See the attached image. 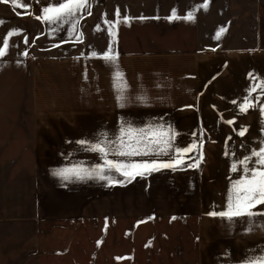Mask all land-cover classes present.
I'll return each instance as SVG.
<instances>
[{"label":"crops","instance_id":"obj_1","mask_svg":"<svg viewBox=\"0 0 264 264\" xmlns=\"http://www.w3.org/2000/svg\"><path fill=\"white\" fill-rule=\"evenodd\" d=\"M157 2L152 3L149 14L120 15L114 36L109 35L105 21L115 22L117 17L90 25L94 26L89 28L90 35H101L113 48L115 63L103 59L108 49L95 56L34 62L38 64L33 73L40 75L31 82L29 104L39 122L35 136L73 139L70 150L58 151L62 160L40 167L38 199L41 204L50 202L51 207L40 209V219L76 220L83 216L102 221L107 235L119 227L120 241L129 234L132 237H126L127 242L135 241L141 244L139 248L154 242L155 226H160L154 222L162 220L169 227L167 233L173 235L169 250L183 251L181 259L177 253L175 264H249L264 257V216L229 223L209 213L227 209L232 183L243 177L240 161L264 147V113L259 110L264 107V94L258 98L261 104L253 96L257 84L254 59L264 58L256 2ZM205 3L207 9L202 7ZM174 10L177 19H170ZM189 13L194 17L190 21L184 19ZM221 29L224 31L216 39ZM212 56L244 58L245 72L238 83L251 89V95L235 98L215 93L213 101L201 86V58ZM258 70L264 71V66ZM117 73L122 79L117 80ZM219 85L223 90L234 88L225 80ZM245 99L253 106L241 113L239 106ZM122 128L136 133L149 129L169 132L174 134L172 148L168 155L132 158L109 151V160L168 162L176 149L202 140L203 161L198 168L188 166L195 163L198 153L194 151L185 156L183 169H161L130 182L113 171L109 174L111 184L107 179L80 181L72 177L64 181L53 175L60 169L106 167L102 154L90 150L80 153L74 145L84 141L88 148L97 143L114 146ZM242 129H246L244 136L239 135ZM67 143L65 140L63 146ZM233 163L237 164L236 172L232 171ZM80 202H85L87 209L74 210ZM253 211L264 212V205Z\"/></svg>","mask_w":264,"mask_h":264},{"label":"rangeland","instance_id":"obj_2","mask_svg":"<svg viewBox=\"0 0 264 264\" xmlns=\"http://www.w3.org/2000/svg\"><path fill=\"white\" fill-rule=\"evenodd\" d=\"M155 1L159 0H89L91 15L85 12L75 31L67 23L52 25L36 19L44 7L59 0H22L20 7L10 0L0 4V48L3 39L9 40L7 54L0 57V264H175L178 252L183 258V251L168 248L174 241L173 235L167 233L166 221L154 222L160 225L155 226L154 242L139 248L141 244L127 242L126 237H132L129 234L120 241L119 227L115 228L116 233L107 235L102 221L86 220L83 216L76 220L40 219L41 208L51 210L50 202L41 204L38 199L40 167L62 160L58 151L70 150L73 139L35 136L39 122L29 104L31 82L40 75L33 73L38 64L34 62L102 53L109 45L101 35H90L89 28H94L90 25L101 24L107 17L115 18L117 10L123 16L149 14ZM254 1L264 46V0ZM12 32L16 34L9 36ZM244 61L237 56L201 58L203 91H209L213 101L217 99L215 93L223 92L235 98L248 97L251 89L238 83L245 72ZM254 61L257 84L253 96L261 104L258 98L264 94V71L258 69L264 66V58ZM222 80L233 83L234 88L223 90L219 85ZM65 140L67 146H63ZM74 147H79L80 153L89 151L81 144ZM73 208L81 211L87 205L80 202Z\"/></svg>","mask_w":264,"mask_h":264},{"label":"snow or ice","instance_id":"obj_3","mask_svg":"<svg viewBox=\"0 0 264 264\" xmlns=\"http://www.w3.org/2000/svg\"><path fill=\"white\" fill-rule=\"evenodd\" d=\"M15 6L20 7L21 3H17V0H10ZM27 6V5H23ZM204 9H207V3L202 5ZM89 0H59L55 5H49L44 7L41 15H37L36 19L47 22L52 25L60 24H70L75 31L76 24L83 17L86 12L91 15ZM117 20L105 21L108 25L109 35H115V29L120 23V13L119 10L116 12ZM194 17L189 13L184 19L192 20ZM170 19H177L175 10L172 13ZM99 31V26L96 29ZM224 31L221 29L220 32L216 34V39L220 38V34ZM16 33H8L12 36ZM77 41H80V37H76ZM27 38L24 39V43H27ZM3 47L0 48V57H4L7 54L9 48V40L3 39ZM27 55V53H24ZM96 53H93L95 56ZM103 59L105 61L115 63L117 56L114 54L111 45L108 50L103 54ZM117 80L122 79L119 73L116 74ZM255 89H253L254 91ZM251 95V93H250ZM252 103L249 99H245L243 104L239 106L241 113L246 112ZM261 113H264V107L260 109ZM227 123L232 124L233 121H227ZM246 129H242L239 132L240 136H244ZM174 140V134H169V132L163 131L161 129L148 131L141 130L136 133L133 129H121V136L119 141L114 146L105 147L102 143H97L91 145L88 150L93 152H98L102 154L104 159V164L106 167H98L89 171L86 168H73V169H60L53 172V175L61 178L64 181L70 180L75 177L76 180L83 181L85 179H98L100 181L108 180L109 184L113 183V180L109 177V174L113 171L119 173V175L124 176L126 179L131 181L136 176H143L146 173L150 174L152 172L160 171L161 169H171L173 171L183 169L185 166V156L191 152H197L198 155L194 158L195 163L193 165H188L189 167H199L200 163L203 161V141L200 140L199 143L193 142L189 147L183 149H176L175 155L169 158L168 162H159L158 160H151L148 162H115L107 159L109 151H112L114 155L120 157L132 158L136 156H148V155H168L169 150L172 148V141ZM80 144H84V141H80ZM228 155V153H225ZM249 163H253L254 166L249 168ZM243 165V177L232 183L231 191L227 198V209L221 212H211L209 215L216 217L219 216L222 219L227 220L229 223L238 219H247L251 221L253 217L257 215L264 216V212L256 213L253 209L257 208L258 205H264V147L259 148L257 151H253L250 157H246L244 160L240 161ZM237 164L233 163L232 171L236 172ZM119 183V181H116ZM252 230V229H249ZM249 264H264V257L259 260L250 261Z\"/></svg>","mask_w":264,"mask_h":264}]
</instances>
